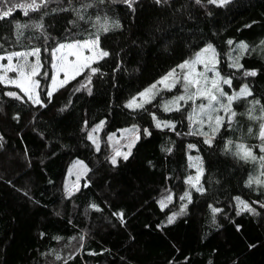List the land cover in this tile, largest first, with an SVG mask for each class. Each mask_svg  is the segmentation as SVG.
Wrapping results in <instances>:
<instances>
[{
	"label": "trees",
	"instance_id": "1",
	"mask_svg": "<svg viewBox=\"0 0 264 264\" xmlns=\"http://www.w3.org/2000/svg\"><path fill=\"white\" fill-rule=\"evenodd\" d=\"M174 6L179 7V3ZM111 7L115 13L125 17L126 6L119 0ZM208 10L213 12L212 17L205 19L201 10L197 13L198 21L182 24L181 18L173 17L168 8L155 5L153 0H139L130 26L131 39H147L145 33L158 22L173 24L175 32L180 34L179 39L187 43H196L189 30L197 28L205 38L215 32L218 45L230 37L249 42H258L264 37V22L252 29L243 28L252 20H264V0H233L227 7H210ZM15 17L24 20L20 11ZM128 19L132 18L125 17L126 21ZM66 26L63 22L57 24V31L52 32V36L62 37L63 27ZM86 30L92 29L86 26L72 29L77 39L84 38ZM2 35L4 31L0 30ZM127 36L128 32L123 35L117 32L107 41L102 36V46L107 45L110 50L120 52L121 48H125L124 39ZM171 39L173 43L168 45L167 51L159 42L147 45L143 51L129 44V54L121 53L125 71L113 72L114 62L109 59L102 69L106 75L92 78V95L86 91L71 94L72 87L77 86L76 81L82 78V74L75 81H70L71 87L66 85L59 92H54L47 108L21 104L4 95L6 91H16L15 86L0 85V134L4 137L0 141L3 145L0 147V264H52V255H41L52 249L65 258L71 255L72 259H68L67 264H168L172 260L177 264H209V260L212 264H232L233 261L237 264H264V219L245 213L235 215L234 201L230 199L237 195L245 200L259 197V193L250 191L241 179L246 178V170L250 172L252 168L237 164L230 155L226 156L218 150L212 156L209 171L214 190L212 195L218 201L217 206L227 213L226 217L217 216L223 227L217 229L210 224L209 210L202 199H197L195 206H189L188 216L178 218L163 230L156 227L167 213V209L162 212L156 203L164 186L172 187L177 195L185 187L181 180L166 181L164 177L169 172L181 178L195 172V169L187 167L185 152L188 150L185 145L197 143L199 154L204 156L205 167H208L207 149L199 144V138L177 137L167 129H153L148 115L156 111L152 107L142 114L123 107L128 98L162 76L182 58L191 55L176 36ZM21 46L28 47L29 40L15 47L19 50ZM53 46V41L49 40L47 47ZM218 51L223 53L227 48L218 47ZM261 55L264 53L258 50L243 58L241 63L245 68H258L264 64ZM41 61V70L51 74L50 55L43 46ZM247 82L264 89V75L248 78ZM45 83V79L41 80L42 96ZM173 93H176L175 90ZM70 95L72 105L65 111H59ZM163 95L168 98L170 94L164 92ZM236 110L243 112V105ZM16 112L21 116L19 122L12 118ZM157 116L177 121L184 119L178 114L163 113L162 109L157 111ZM105 118L104 134L133 124L153 131L150 137L141 134L132 150L133 156L115 168L105 160L110 154L108 149L101 145V151L97 152L87 139L86 131H82L83 121H88L90 130L92 124ZM245 123L241 119V124ZM176 130L186 132L187 127L181 128L178 124ZM168 138L175 141L177 148L174 155L165 157L160 145ZM25 148L30 163L26 162ZM190 154L195 156L198 153L191 150ZM77 159L86 163L90 171L81 180L79 189L67 197L66 174ZM149 161L155 167L150 166ZM206 178L207 173L203 179ZM86 183L88 186L84 187ZM21 189L27 191L28 196ZM92 202L99 204L103 211L88 207ZM119 209L126 213V226L112 216V211ZM233 220L241 225L239 230ZM41 233L44 235L41 236ZM81 234H86L82 248ZM57 236L61 239H55ZM250 244L256 246L250 248ZM185 256L189 258L187 262Z\"/></svg>",
	"mask_w": 264,
	"mask_h": 264
},
{
	"label": "snow or ice",
	"instance_id": "2",
	"mask_svg": "<svg viewBox=\"0 0 264 264\" xmlns=\"http://www.w3.org/2000/svg\"><path fill=\"white\" fill-rule=\"evenodd\" d=\"M116 2L117 0H0V30L4 31V35L0 36V85H14L17 89L16 91H6L4 95L20 101L21 104L47 108L52 102L53 93L59 92V89L66 85L71 87L70 81H75L76 77L81 76V73L83 76L76 81L77 86L72 87L71 94L77 92L82 94L83 91H86L92 95V78L96 76L99 79L106 75L102 69L109 59L114 62L113 72L126 70L121 53L129 54L131 51L128 48L129 44L139 51H143L147 45L159 42L167 51L168 45L173 43L171 37L176 36V39L188 48L191 55L182 58L162 76L128 98L123 105L137 114L148 112V107L156 109V111L148 113L153 129L161 131L167 129L177 137L199 138V144L207 149V168L204 156L199 154L198 144L188 143L185 145L188 150L185 152L187 167L195 169L194 174H187L181 178L175 176L174 172H169L164 177L166 181L181 180L185 187L183 192L177 195L172 191V187L167 184L164 186L163 193L156 203L162 212L167 209V213L165 219L156 227L163 230L166 225L174 224L178 218L188 216L189 206H195L197 199H202L209 210L210 224L217 229L223 227L218 222L217 216L226 217L227 213L223 208L217 206L218 201L212 195L214 190L211 186L212 174L209 171L212 166V156L217 150L226 156L230 155L237 164L251 166L252 171L246 170V178L242 177L241 179L250 191L259 193L256 200H251V197L245 200L239 195L231 197V201H234L235 215L239 216L241 213H245L264 219V89L247 82L248 78L264 75V64L258 68H245L241 63L243 58L257 53L258 50L264 53V37L259 38L258 42L230 37L218 45L215 42V32H211L205 38L203 32L197 28L195 31L189 30L196 43H187L179 39L180 34L175 32L173 24L158 22L145 33L147 39L143 37L131 39L130 26L135 19L139 0H119L126 6L125 17L132 18L127 21L125 17L113 11L111 5ZM232 2L233 0H153L155 5L168 8L173 17L179 16L182 24H186L188 21H198L197 13L201 10H203L205 19L212 17L213 12L208 10L210 7L220 9L229 6ZM177 3H179V7L174 6ZM17 11L23 13V21L16 19ZM69 17L71 18L69 19ZM61 22L67 25L63 27L64 35L53 37L52 32L57 31L56 25ZM262 22L264 20H252L244 24L243 28L252 29L254 25ZM81 26L92 30H86L84 38L77 39L72 29L79 30ZM238 31L240 30L238 29ZM117 32L121 35L128 32V36L124 39L125 48L116 52L110 50L107 45L102 46V36L104 41H107L109 36ZM24 40H29V46L26 48L21 46L17 50L15 46L21 45ZM49 40L54 43L51 48L47 47ZM41 46L50 55L51 74L41 71L43 67ZM218 47H226L227 51L221 53L218 51ZM29 57L35 59L29 60ZM261 59L264 60V55H261ZM101 61L104 63H100ZM8 73H13V75L10 76ZM40 77H43L46 82L43 96L40 91ZM49 80L50 86L47 84ZM173 90L177 94L171 95ZM164 92L170 94L168 98L164 97ZM153 101L158 102L153 103ZM71 105L70 95L59 111H65ZM242 105L244 111L238 113L236 109ZM161 109L163 113H172L174 116L178 114L184 119L180 121L161 119L157 116V111ZM12 118L19 122L20 113H14ZM32 119H35V115L32 116ZM241 119L246 123L242 125ZM185 120L187 121L186 125ZM105 123L106 118L101 119L92 124L91 129L88 130V121H83L82 131H86L87 139L91 141L97 152L101 151L100 141L94 136V133L101 129ZM178 124L181 128L186 126L187 131H177ZM245 127L246 132L244 131ZM121 131H131L133 135L126 138L125 145L113 142L115 133L109 134L108 140L113 142V148L105 160L113 168L133 156L132 150L136 142L140 140L141 134L145 137H150L153 134V131L148 127L141 129L137 124L131 125L130 129ZM3 139V135L0 134V141ZM2 146L0 144V147ZM176 148L175 141L170 138L160 145V150L165 154V157L174 155ZM191 150H196L198 154L191 155ZM25 156L26 162L30 163V159L27 158V148H25ZM78 163L83 166L85 173L90 171L83 161H78ZM148 163L155 167L152 161ZM206 173L207 178L203 179ZM81 174L77 175V181ZM49 182L51 183V181ZM8 183L11 184V181ZM88 183L84 187H87ZM216 183L219 184V180ZM20 191L28 196L27 191L22 189ZM194 194L197 195L194 196ZM72 195V191L65 187V196L71 197ZM28 198L32 199L30 196ZM35 203H39V201H35ZM88 207L96 211H103L100 205L95 202L90 203ZM108 207L111 211V206ZM173 208L176 210L173 211ZM56 214L60 215L59 212ZM112 216L121 225L126 226L124 210L112 211ZM232 223L237 230L241 228V225L236 224L234 220ZM40 235L43 236L44 233ZM85 235H80L81 248ZM55 239L60 240L61 237L57 236ZM255 246L249 245L250 248ZM49 254L54 257L52 264H67V260L72 259L71 255L65 258L54 249L47 253H41L42 256ZM184 260L187 262L189 258L185 256ZM168 264H177V262L172 260ZM209 264H212L211 260H209ZM232 264H237V262L233 261Z\"/></svg>",
	"mask_w": 264,
	"mask_h": 264
},
{
	"label": "rangeland",
	"instance_id": "3",
	"mask_svg": "<svg viewBox=\"0 0 264 264\" xmlns=\"http://www.w3.org/2000/svg\"><path fill=\"white\" fill-rule=\"evenodd\" d=\"M34 59H35L34 57H29V60H34ZM4 62L6 63V61H4ZM82 74L83 73H81V75ZM8 75L11 76V75H13V73H8ZM43 79H44L43 77H40V81ZM50 84H51V82L49 80L48 85L50 86ZM9 86H14V85H9ZM40 89H41V87H40ZM175 94H177V93H173L171 95H175ZM130 127H124V128H121L120 130H118L117 132H114L115 135L113 136V142L126 145V143H127L126 138L133 135V133L131 131H121V130L130 129ZM94 136H96L99 139L100 146L104 145L108 149V152L111 153L112 148H113V142H109V140H108L109 134H104L103 126L96 133H94ZM122 150H124V149L122 148ZM78 161H82V160H80V159L75 160L69 166L67 174H66L65 187H67V190L72 191V192L77 191V189H79L81 180L87 175V172L86 173L84 172L83 166L80 165L78 163ZM84 165H86V163H84ZM81 173H83V174H81ZM78 174H81L79 181H77V175Z\"/></svg>",
	"mask_w": 264,
	"mask_h": 264
}]
</instances>
